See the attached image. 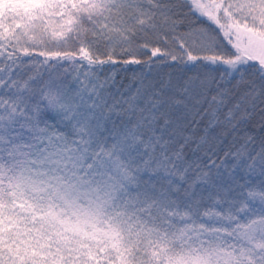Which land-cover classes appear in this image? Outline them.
I'll list each match as a JSON object with an SVG mask.
<instances>
[{"label":"snow or ice","instance_id":"1","mask_svg":"<svg viewBox=\"0 0 264 264\" xmlns=\"http://www.w3.org/2000/svg\"><path fill=\"white\" fill-rule=\"evenodd\" d=\"M0 264H264V0H0Z\"/></svg>","mask_w":264,"mask_h":264},{"label":"trees","instance_id":"2","mask_svg":"<svg viewBox=\"0 0 264 264\" xmlns=\"http://www.w3.org/2000/svg\"><path fill=\"white\" fill-rule=\"evenodd\" d=\"M148 55H150V53H148ZM136 58L145 60L147 59V55H145L144 53H137ZM114 59L119 61V63L115 65L116 80L117 81L122 80L124 84H127L130 82L133 72H139L141 70V66L139 65H131V64L125 65L123 61L130 59V57L119 52V50H117V53ZM163 71L167 72L169 71V69L164 68Z\"/></svg>","mask_w":264,"mask_h":264}]
</instances>
